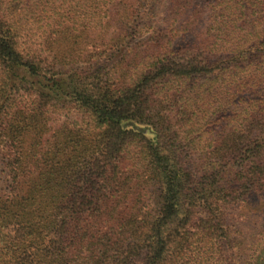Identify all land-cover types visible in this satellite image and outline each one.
I'll use <instances>...</instances> for the list:
<instances>
[{
  "label": "trees",
  "instance_id": "obj_1",
  "mask_svg": "<svg viewBox=\"0 0 264 264\" xmlns=\"http://www.w3.org/2000/svg\"><path fill=\"white\" fill-rule=\"evenodd\" d=\"M140 3L0 0V264H227L264 193V0L145 33Z\"/></svg>",
  "mask_w": 264,
  "mask_h": 264
},
{
  "label": "rangeland",
  "instance_id": "obj_2",
  "mask_svg": "<svg viewBox=\"0 0 264 264\" xmlns=\"http://www.w3.org/2000/svg\"><path fill=\"white\" fill-rule=\"evenodd\" d=\"M140 2L138 31L145 33L150 27L163 26L168 0ZM184 37L192 40V34H185ZM225 224L230 231L229 239L222 244L227 264H243L253 245L264 234V193L251 194L245 201L230 206L225 214Z\"/></svg>",
  "mask_w": 264,
  "mask_h": 264
}]
</instances>
